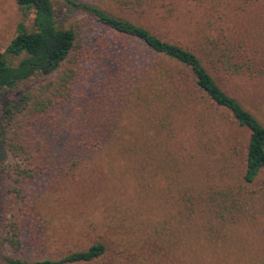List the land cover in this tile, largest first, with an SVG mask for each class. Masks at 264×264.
Instances as JSON below:
<instances>
[{
    "label": "rangeland",
    "instance_id": "374dc122",
    "mask_svg": "<svg viewBox=\"0 0 264 264\" xmlns=\"http://www.w3.org/2000/svg\"><path fill=\"white\" fill-rule=\"evenodd\" d=\"M79 1L200 57L209 38L228 45L256 74L209 71L264 125V0H156L134 11ZM52 2L60 26L78 34L65 65L75 72L72 96L28 129L37 172L24 183L19 204L13 188L20 161L8 134L0 136V264L8 257L58 260L96 243L107 251L88 264H264V171L252 184L244 180L249 131L199 100L188 103L184 94L179 100L170 87L160 89L167 98L153 105L133 90L125 99L118 81L109 80L120 67L113 55L130 56L132 75L142 64L152 68L142 91L148 96L155 91L154 65L163 63L140 42L115 37L62 0ZM33 20L16 0H0V54L19 24L32 30ZM55 76L2 93L0 132L8 129V107L26 116V102ZM74 134L98 144L75 147ZM8 232L17 234L18 246Z\"/></svg>",
    "mask_w": 264,
    "mask_h": 264
},
{
    "label": "trees",
    "instance_id": "16d2710c",
    "mask_svg": "<svg viewBox=\"0 0 264 264\" xmlns=\"http://www.w3.org/2000/svg\"><path fill=\"white\" fill-rule=\"evenodd\" d=\"M72 10H79L91 17L103 29L115 37L135 40L163 63L154 65L155 77L152 87L155 91L151 96L145 94V75L151 73L148 65L142 64L138 73L132 75L130 56L113 55L112 59L119 62L120 67L116 75L110 76V82H117L122 87L125 99L136 92L137 98L149 105L161 102L166 95L161 93L166 87L173 90L176 98H183L188 103L200 101L208 109L216 112L223 111L231 115L233 121L246 128L249 133V142L246 150V169L244 180L252 184L264 171V125L248 111L236 98L227 94L213 78L209 70L222 71L232 76L253 77L256 72L251 64L240 62L230 47L221 41L207 39V51L204 57L185 49L177 44L167 42L153 34L147 28L133 23L127 19L111 14L99 6L79 0H62ZM108 1L119 10L134 11L156 0H102ZM17 5L25 12L34 15L33 27L30 30L24 23L19 24L17 35L7 46L4 53L0 54V101L2 93L19 84L37 77H50L55 79L36 96L25 104L28 114L21 116L22 110L10 106L6 110L8 116V129L0 132V136H8V148L19 158L20 164L14 172V199L19 204L18 198L24 197V183L36 176L33 160L35 152L30 149L27 140L28 129L38 123V119L49 112L56 110V106L70 98L71 87L75 72L72 68H65L66 63L77 45L78 34L73 29L60 26L52 0H16ZM15 63V60H18ZM164 85V86H163ZM187 89L189 90L187 93ZM28 98L25 96L24 100ZM1 114V111H0ZM4 139L7 140L5 137ZM71 144L75 147L98 144L85 135L70 137ZM74 147V148H75ZM37 153V152H36ZM224 197H228L224 195ZM9 242L13 246L19 245L17 234L8 232ZM107 251L103 243H96L86 250L69 251L62 254L58 260L45 259L30 262L17 258H5L6 264H88L105 255Z\"/></svg>",
    "mask_w": 264,
    "mask_h": 264
}]
</instances>
